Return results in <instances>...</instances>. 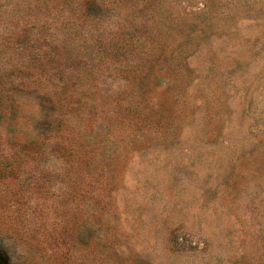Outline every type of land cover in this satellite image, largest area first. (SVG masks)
I'll return each instance as SVG.
<instances>
[{"label": "rangeland", "instance_id": "rangeland-1", "mask_svg": "<svg viewBox=\"0 0 264 264\" xmlns=\"http://www.w3.org/2000/svg\"><path fill=\"white\" fill-rule=\"evenodd\" d=\"M0 261L264 264V0H0Z\"/></svg>", "mask_w": 264, "mask_h": 264}, {"label": "water", "instance_id": "water-1", "mask_svg": "<svg viewBox=\"0 0 264 264\" xmlns=\"http://www.w3.org/2000/svg\"><path fill=\"white\" fill-rule=\"evenodd\" d=\"M0 264H4V262L3 261H0Z\"/></svg>", "mask_w": 264, "mask_h": 264}]
</instances>
